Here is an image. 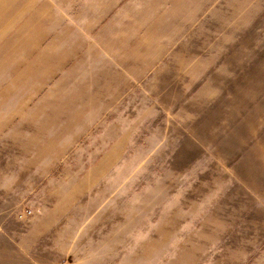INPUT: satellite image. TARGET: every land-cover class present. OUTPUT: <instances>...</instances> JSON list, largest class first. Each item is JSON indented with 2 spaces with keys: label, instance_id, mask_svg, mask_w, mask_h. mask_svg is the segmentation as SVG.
I'll return each instance as SVG.
<instances>
[{
  "label": "rangeland",
  "instance_id": "obj_1",
  "mask_svg": "<svg viewBox=\"0 0 264 264\" xmlns=\"http://www.w3.org/2000/svg\"><path fill=\"white\" fill-rule=\"evenodd\" d=\"M12 230L43 264H264V0H0Z\"/></svg>",
  "mask_w": 264,
  "mask_h": 264
},
{
  "label": "crops",
  "instance_id": "obj_2",
  "mask_svg": "<svg viewBox=\"0 0 264 264\" xmlns=\"http://www.w3.org/2000/svg\"><path fill=\"white\" fill-rule=\"evenodd\" d=\"M33 246L17 244L14 230L7 233L0 232V264H43L40 260H29L31 256L28 252Z\"/></svg>",
  "mask_w": 264,
  "mask_h": 264
},
{
  "label": "built area",
  "instance_id": "obj_3",
  "mask_svg": "<svg viewBox=\"0 0 264 264\" xmlns=\"http://www.w3.org/2000/svg\"><path fill=\"white\" fill-rule=\"evenodd\" d=\"M27 214H30L29 211H27ZM19 217H22V215H19Z\"/></svg>",
  "mask_w": 264,
  "mask_h": 264
}]
</instances>
